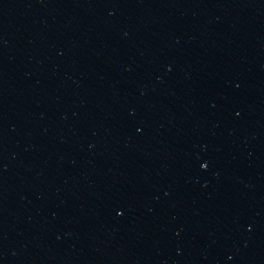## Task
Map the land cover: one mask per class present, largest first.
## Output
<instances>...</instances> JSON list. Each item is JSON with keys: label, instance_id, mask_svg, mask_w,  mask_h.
<instances>
[{"label": "water", "instance_id": "obj_1", "mask_svg": "<svg viewBox=\"0 0 264 264\" xmlns=\"http://www.w3.org/2000/svg\"><path fill=\"white\" fill-rule=\"evenodd\" d=\"M0 264H264V0H0Z\"/></svg>", "mask_w": 264, "mask_h": 264}]
</instances>
